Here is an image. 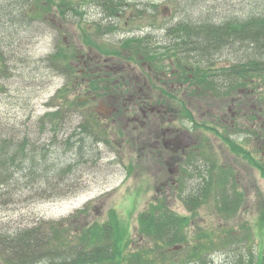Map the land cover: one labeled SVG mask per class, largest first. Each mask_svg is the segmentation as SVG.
<instances>
[{"label": "rangeland", "instance_id": "rangeland-1", "mask_svg": "<svg viewBox=\"0 0 264 264\" xmlns=\"http://www.w3.org/2000/svg\"><path fill=\"white\" fill-rule=\"evenodd\" d=\"M111 1L114 16L93 0H76L78 9H61L47 23L33 17L37 0H0V83L6 86L0 91V140L6 139V156L14 160L0 166V233L69 217L70 238L76 227L104 222L113 210L128 226L129 252L148 251L153 260L148 264H233L256 254L264 246V176L255 166L264 164V96L237 115L227 98L198 95L178 79L184 64L177 63L170 44L184 16L196 22L201 11H209L222 20L251 6L246 0ZM42 6L57 11L49 3ZM134 36L146 46L136 43L132 55L121 41ZM239 57L224 51L216 64ZM86 65L100 74L117 72L119 78L114 100L104 103L102 114L96 107L109 87L101 82L98 100L72 103L92 94L89 79H100H87ZM57 102L70 104L51 123L43 120ZM81 106L93 110L88 122L81 123L76 110ZM226 124L233 130L238 125L231 137L256 162L224 141ZM23 139L29 155L13 158L23 151L17 150ZM199 151L214 164L210 183L220 181L222 171L232 174L244 196L237 214L217 210L218 190L194 212L183 202L206 172L205 167L193 172L204 161L189 164ZM160 202L188 218L185 243L169 245L141 232L139 215ZM90 204L89 214L80 215Z\"/></svg>", "mask_w": 264, "mask_h": 264}, {"label": "trees", "instance_id": "trees-1", "mask_svg": "<svg viewBox=\"0 0 264 264\" xmlns=\"http://www.w3.org/2000/svg\"><path fill=\"white\" fill-rule=\"evenodd\" d=\"M200 1L191 0V4L195 5ZM44 3L52 6L55 1L37 0L39 8H42ZM245 3L246 6H251V11L240 9V14L231 15L222 20L213 17L209 11L207 13L201 11L196 22L184 16L176 25L177 33L173 36L177 37H173L170 43L173 45V56L177 63L184 64L179 69L181 72L180 75L177 74L178 77L185 79L189 87H193V91L198 92V95L209 98L231 97L227 100L234 103L237 115L242 106L257 104L256 102L261 101V96H264V0H246ZM56 5L59 10H63L61 13H64L74 9V6L79 3L58 0ZM102 6L110 14L114 12L113 1L105 0ZM15 7L21 8V3L15 4ZM43 10V13L49 12L48 7H43ZM124 41V47H133L131 44L133 40ZM138 43L141 47L145 46L143 42ZM224 51L239 54L240 57L226 66H218L216 56ZM183 58L187 60L186 63L183 62ZM53 59L51 55L49 60ZM59 69L64 70L60 67ZM5 87L0 83V91ZM73 104L79 105L77 102ZM59 112L47 113L42 119H48L51 123ZM185 113L190 120H193L188 111ZM234 119L240 120L237 117ZM223 126L224 132L221 137L224 141L234 152L242 153L250 159L249 152L243 149L242 145L234 142L231 137L233 131H239L238 125L235 126V130L230 124ZM246 129L254 135L257 131L251 130V127ZM17 144L19 146L17 150L23 151L13 154V158L28 156L25 146L29 143L23 139ZM8 148L6 139L0 140V166L2 167L7 162H14L12 158L6 156ZM199 152L201 153H196L189 164L194 167L196 161L197 163L204 161L205 166L197 164L198 167L194 168L193 172L203 170L204 167L206 172L202 175L200 186H196L188 196L183 197V202L191 212H194V208L206 202L213 192L218 190L217 210L228 216L237 214L244 196L237 189L236 181H232V174L222 171L224 174L220 181L210 183L215 172L214 164L205 151ZM263 165L262 162L255 163L264 176ZM208 169L211 171L208 172ZM90 210L91 204L80 209L79 214L88 215ZM66 222L68 226L69 217L61 221L40 223L41 227L38 228L19 227L0 233V260L3 264H148L153 262L147 256L148 251L144 249L137 247L133 249L135 251L129 252L128 226L123 223L116 211L112 210L111 215L104 222L94 221L76 227L75 233L70 231L72 233L70 238L69 229L65 226ZM139 224L141 232L163 240L169 245L185 243L187 240L185 229L188 226V218L178 215L164 202L151 204L148 210L139 215ZM260 227L264 230V217L260 220ZM153 252L154 250L149 253ZM196 255L197 253L192 257ZM198 255L201 256L202 252ZM233 264H264V246L256 254L251 251L245 258L234 260Z\"/></svg>", "mask_w": 264, "mask_h": 264}, {"label": "flooded vegetation", "instance_id": "flooded-vegetation-1", "mask_svg": "<svg viewBox=\"0 0 264 264\" xmlns=\"http://www.w3.org/2000/svg\"><path fill=\"white\" fill-rule=\"evenodd\" d=\"M89 65H86V67H85V69H87V71L85 72L87 75H90V76H92L93 78H95V75H98L99 77H100V79H105V81H106V83L108 84V85H116V84H119V82L117 81L118 79H115V78H117L116 76H117V72H114V73H112V74H110V73H108L107 71H106V73L105 74H100V73H97L96 72V70H92V69H88L87 67H88ZM99 70V69H98ZM106 70V69H105ZM91 79H89V81H90ZM91 91V90H90ZM108 91H109V88H108ZM111 91H114V88H112L111 87ZM92 92V94H89V96L88 97H92L93 99H97V95L93 92V91H91ZM113 94H110V95H104L105 96V98H104V100L102 99V100H100L99 101V104H100V106H99V110L103 107V102L104 101H108V102H110L111 100H114V98H112L111 96H112ZM87 97V98H88ZM103 109V108H102ZM102 109H101V111H102Z\"/></svg>", "mask_w": 264, "mask_h": 264}]
</instances>
